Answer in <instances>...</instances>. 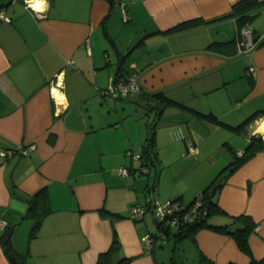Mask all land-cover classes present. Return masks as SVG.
Wrapping results in <instances>:
<instances>
[{"label": "crops", "instance_id": "obj_1", "mask_svg": "<svg viewBox=\"0 0 264 264\" xmlns=\"http://www.w3.org/2000/svg\"><path fill=\"white\" fill-rule=\"evenodd\" d=\"M31 1L0 0L10 19L0 17V151L36 145L24 156L0 155V218L27 264H97L114 238L107 264H248L264 257V148L216 187L236 151L262 136L264 0L243 23L232 14L239 0H123L127 20L118 0ZM244 25L252 30L248 49L238 46ZM58 73L62 86L53 99L49 84ZM128 76L141 92L100 93ZM152 93L192 110L161 111L154 165L144 174L141 159L126 151L139 153L149 135ZM206 189L221 210L209 224L234 230L243 221L232 216L250 218L251 255L209 226L189 237L173 229L145 250L143 238L158 224L150 209L130 219V207L146 195L188 204ZM41 190L50 211L29 238L33 218L25 213ZM0 264H11L1 242Z\"/></svg>", "mask_w": 264, "mask_h": 264}, {"label": "trees", "instance_id": "obj_2", "mask_svg": "<svg viewBox=\"0 0 264 264\" xmlns=\"http://www.w3.org/2000/svg\"><path fill=\"white\" fill-rule=\"evenodd\" d=\"M256 5H257L256 0H239L237 3L233 5L232 14L236 15L238 20L241 21V23H243L251 16V11L255 9ZM127 11H128V6H127ZM147 95L150 96L151 100H153V103L149 104L147 106V109L148 111L154 110L155 116L148 124L149 135L145 139V142L140 149L141 154L139 159H141V164L139 167L147 166L148 169L150 170V166L154 165V151H153L154 128H155L156 120L161 114V111L168 105H174L186 109L188 107L186 105L177 103L173 100L167 99L161 96L160 93H152ZM188 110H192V109L188 108ZM259 112L260 111H256L255 113H253L249 117V120ZM261 112H262L261 114H264V111ZM195 113L199 117L214 119V116H212L211 114H202L199 112H195ZM262 148H264V138H262L260 134L251 136L248 144L243 150L242 155L237 156L235 154V158L233 162L227 167L225 173H223L222 176L217 180L216 187L219 188L224 183V180L230 173H232L237 168H239L243 163L249 160L256 153L257 150ZM201 194L204 199L203 211L204 210L206 211V215L204 217L197 218L191 223L180 225L178 228H176L177 231L175 232V235L177 236L179 234L181 237H189L192 236L194 232L202 226L213 227L220 232L231 234L235 238V241L237 242L239 248L246 254L251 255L247 237L254 226L252 221H250V218L247 215L232 216L231 218L233 223L238 222L239 220L243 221L241 223V226L234 230H228V225L209 224L207 222V218L216 212H221V210L217 207V203L213 198L215 194L214 192L206 189L205 191L201 192ZM38 197L41 198V202L37 204ZM49 211L50 208L48 206V199L46 192L45 190H41L32 197V199L29 202V207L25 213V216H30L33 218V224L29 233V238H32L36 235L37 230L42 224L44 216ZM171 231L172 230H170L167 233V237ZM11 233H12L11 228L7 226L1 231L0 242L5 255L7 256L11 264H27L26 256L18 253L13 247L11 242ZM116 247H118V242L114 238L109 250L107 252H103L99 254L97 259V264H107V259H108L107 257L110 250ZM122 261L124 262V260ZM248 264H264V257L260 259H255L251 257Z\"/></svg>", "mask_w": 264, "mask_h": 264}, {"label": "built area", "instance_id": "obj_3", "mask_svg": "<svg viewBox=\"0 0 264 264\" xmlns=\"http://www.w3.org/2000/svg\"><path fill=\"white\" fill-rule=\"evenodd\" d=\"M120 8L121 16L124 20L129 18L127 6L128 3L123 0L117 1ZM0 17L9 21V17L5 16L3 9H0ZM238 46L240 48H250L252 46V30L248 25H244L240 31V38L238 40ZM252 69V68H251ZM62 86V80L60 79V73L56 74L55 77L50 81L49 91L50 95L54 98V91L60 90ZM141 86L133 76L128 77H115L112 82L104 89L100 90V93L104 96L119 98L135 93L141 92ZM34 143L20 145L17 148H7L0 151V155L4 159H10L16 156H24L31 150L35 149ZM190 153H196L197 148L190 145ZM243 151H236L237 156H241ZM126 154L132 159L140 158L139 153H133L131 150H127ZM121 173H127L126 167L119 168ZM141 173L147 174L149 169L147 166L139 167ZM150 209L154 219L158 224V230L156 233H146L143 241L144 248L147 251L152 250L153 243L156 239L161 241L167 238V233L170 230L178 228L180 225L191 223L199 217H204L206 211L204 209V199L201 193H197L193 200L184 204L176 198H169L165 202L160 203L157 199L146 195L143 202L134 203L129 210L128 217L133 220L142 219L147 210ZM7 226L6 220L0 218V231Z\"/></svg>", "mask_w": 264, "mask_h": 264}, {"label": "bare ground", "instance_id": "obj_4", "mask_svg": "<svg viewBox=\"0 0 264 264\" xmlns=\"http://www.w3.org/2000/svg\"><path fill=\"white\" fill-rule=\"evenodd\" d=\"M31 1V0H30ZM31 3V6L35 7V8H40L38 5L34 4L33 1L30 2ZM259 131L261 132L262 134V137H264V125H260L259 126Z\"/></svg>", "mask_w": 264, "mask_h": 264}]
</instances>
